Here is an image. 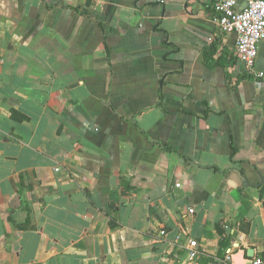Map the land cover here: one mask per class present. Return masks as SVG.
<instances>
[{"label": "crops", "instance_id": "0c3cea01", "mask_svg": "<svg viewBox=\"0 0 264 264\" xmlns=\"http://www.w3.org/2000/svg\"><path fill=\"white\" fill-rule=\"evenodd\" d=\"M215 15L0 0V264H264V40Z\"/></svg>", "mask_w": 264, "mask_h": 264}, {"label": "built area", "instance_id": "2783aa9c", "mask_svg": "<svg viewBox=\"0 0 264 264\" xmlns=\"http://www.w3.org/2000/svg\"><path fill=\"white\" fill-rule=\"evenodd\" d=\"M213 8L216 13L213 20L218 29L223 34L236 35L235 55L242 62L244 70L253 74L258 45L264 40V0H213ZM1 64L2 60L0 67ZM254 75L264 76L263 73ZM175 186L178 187L180 184L176 183ZM193 211L192 208L189 209L190 213ZM160 234H164V231ZM201 254L197 242L190 240L187 245L188 259L194 260ZM251 264H262V260L256 258Z\"/></svg>", "mask_w": 264, "mask_h": 264}, {"label": "water", "instance_id": "95a60500", "mask_svg": "<svg viewBox=\"0 0 264 264\" xmlns=\"http://www.w3.org/2000/svg\"><path fill=\"white\" fill-rule=\"evenodd\" d=\"M241 176H242V179H243V185H246V184H249L248 183V181L246 180V177H245V175H244V173H241ZM259 178L262 180V181H264V177H262L261 175H259ZM261 181V182H262ZM260 182V183H261ZM260 183H256V184H249V185H252V186H258Z\"/></svg>", "mask_w": 264, "mask_h": 264}, {"label": "trees", "instance_id": "16d2710c", "mask_svg": "<svg viewBox=\"0 0 264 264\" xmlns=\"http://www.w3.org/2000/svg\"><path fill=\"white\" fill-rule=\"evenodd\" d=\"M218 63H219V62H216V63L214 62V63H213V64H211V65H216V64H218Z\"/></svg>", "mask_w": 264, "mask_h": 264}]
</instances>
